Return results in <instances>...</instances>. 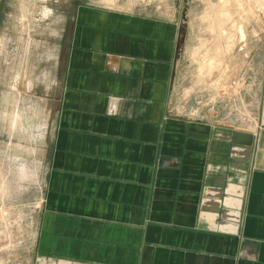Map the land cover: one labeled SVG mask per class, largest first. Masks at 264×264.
Here are the masks:
<instances>
[{
  "label": "crops",
  "instance_id": "1",
  "mask_svg": "<svg viewBox=\"0 0 264 264\" xmlns=\"http://www.w3.org/2000/svg\"><path fill=\"white\" fill-rule=\"evenodd\" d=\"M177 32L75 10L32 264H264V75L257 132L184 115Z\"/></svg>",
  "mask_w": 264,
  "mask_h": 264
},
{
  "label": "rangeland",
  "instance_id": "2",
  "mask_svg": "<svg viewBox=\"0 0 264 264\" xmlns=\"http://www.w3.org/2000/svg\"><path fill=\"white\" fill-rule=\"evenodd\" d=\"M78 7L177 23L173 109L239 125L238 112L252 116L257 108L253 92L264 75V0H0V264H32L50 133ZM217 13L225 15L222 33L209 30L206 16L214 19ZM225 39L233 43L226 51ZM216 43L221 65L201 82V53Z\"/></svg>",
  "mask_w": 264,
  "mask_h": 264
},
{
  "label": "bare ground",
  "instance_id": "3",
  "mask_svg": "<svg viewBox=\"0 0 264 264\" xmlns=\"http://www.w3.org/2000/svg\"><path fill=\"white\" fill-rule=\"evenodd\" d=\"M206 18L209 20V30L212 33L216 32V31H219L221 33L223 32L222 31V25H223V19L225 18V15L224 14L217 13L216 14V17L214 18L216 20L210 19V16H206ZM200 44H201V42H200ZM232 44L233 43L230 42V41H228V39H225L224 50L226 51L227 49H230L231 46H232ZM207 45H208V42H207ZM218 45L216 43L214 47H212V46H211L212 48L210 47L211 49L208 48V46H206L205 47V52L203 54L201 53V55H202V61H200L199 66H198L199 67V74H198V77L199 78L198 79L201 82H202L203 79H208V78H211L212 79L213 78V75H214L213 72H215L220 67V65H221V62H220L221 61L220 60V52H221V49L222 48L220 46H218ZM16 86L20 90L23 88V84L20 81L19 82H16Z\"/></svg>",
  "mask_w": 264,
  "mask_h": 264
},
{
  "label": "built area",
  "instance_id": "4",
  "mask_svg": "<svg viewBox=\"0 0 264 264\" xmlns=\"http://www.w3.org/2000/svg\"><path fill=\"white\" fill-rule=\"evenodd\" d=\"M255 112V113H254ZM231 114V112H230ZM232 113L231 115H233ZM252 116L246 112H238L235 116H237L239 125L232 124L235 128L243 131V132H249V133H255L258 129V113L257 108L255 111H252ZM229 115V116H231Z\"/></svg>",
  "mask_w": 264,
  "mask_h": 264
}]
</instances>
